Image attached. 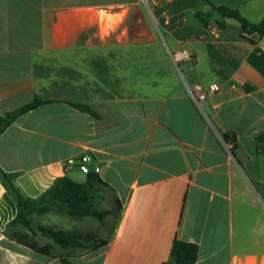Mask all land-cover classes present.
I'll return each mask as SVG.
<instances>
[{"label": "crops", "instance_id": "0c3cea01", "mask_svg": "<svg viewBox=\"0 0 264 264\" xmlns=\"http://www.w3.org/2000/svg\"><path fill=\"white\" fill-rule=\"evenodd\" d=\"M211 4L264 21V0H155L159 30L143 41L125 24L142 20V0H0V115L49 101L0 134V169L36 199L65 175L84 182L62 165L88 155L121 204L105 248L37 236L44 255L10 237L17 205L0 182V264H165L175 239L198 246L195 264H264V40L243 39ZM212 84L201 112L187 87Z\"/></svg>", "mask_w": 264, "mask_h": 264}, {"label": "trees", "instance_id": "16d2710c", "mask_svg": "<svg viewBox=\"0 0 264 264\" xmlns=\"http://www.w3.org/2000/svg\"><path fill=\"white\" fill-rule=\"evenodd\" d=\"M212 12H216L222 19H232L239 23L243 33L242 38L250 43H256L249 35L257 34L264 37V21L251 23L244 19L237 9L226 6H213ZM197 20L203 24H208L211 13L198 12L195 14ZM49 102L39 97H35L29 103L0 115V134L11 126L18 118L27 112L37 109L39 106ZM70 106L88 113L97 118V114L88 106L82 104L68 103ZM226 142L232 143L235 148V138L233 135H224ZM257 151L264 153V132L256 137ZM16 174L5 173L0 169V182L10 194L17 205L15 218L7 224L6 230L10 237L19 244L30 248L38 253L50 255L53 249L50 246H39L36 242L37 236H44L50 239L58 248L64 251L69 250H90L96 252L106 247L108 239L98 237L96 234H81L77 231L52 230L44 227H34L33 218L43 216L55 211L57 214L65 215L77 221L86 219L95 220L99 229L108 227L112 231L116 220L120 216L121 204L114 195L108 207H101L104 201L103 191L113 192L111 187L103 182L94 171L86 174L84 182H76L68 176H63L57 180L38 198L32 199L21 195L14 186L13 179ZM20 226L28 233L16 230ZM98 233V232H97ZM198 256V246L175 239L169 255V260L165 264H195ZM63 264H70L65 258H59Z\"/></svg>", "mask_w": 264, "mask_h": 264}, {"label": "rangeland", "instance_id": "374dc122", "mask_svg": "<svg viewBox=\"0 0 264 264\" xmlns=\"http://www.w3.org/2000/svg\"><path fill=\"white\" fill-rule=\"evenodd\" d=\"M141 17H142V20L140 22L138 21V19H134V20L126 21L125 24L128 28H131V32H133V30H135L136 33L141 32L142 40L144 41V40H148L155 30L157 31L158 24L147 11L143 12ZM109 194L110 193L107 190L103 191V195L105 198H104V201L102 202L101 207L109 206V203H110ZM36 217H37L36 218L37 222L36 224H34V227L43 226L44 228H50L52 230H62V231H66L68 229L71 230L70 225L72 221L74 220L65 215L57 214L55 211H51L48 214H45L43 216H36ZM74 221L75 223H77V229L75 231L80 232L83 235L93 234V236H95L96 234L98 237L103 238L106 235V232L108 230L107 229L108 227H106L105 229L106 231L103 232V235H100V233H97V229H96L97 222L91 218L78 221V222L77 220H74Z\"/></svg>", "mask_w": 264, "mask_h": 264}, {"label": "built area", "instance_id": "2783aa9c", "mask_svg": "<svg viewBox=\"0 0 264 264\" xmlns=\"http://www.w3.org/2000/svg\"><path fill=\"white\" fill-rule=\"evenodd\" d=\"M142 2L143 4L147 6V8H149L150 5L154 4L155 0H142ZM249 38L253 39L256 43L264 40V37H260L257 34L249 35ZM217 91H219V86L217 84L209 85L206 89H202L199 87L197 88V91H193L187 87V92L190 98L192 99L193 103L196 105V107L201 112H203V103L207 99V97H209L210 95H212L213 93ZM224 145H225V148L230 152L232 149V143L227 142ZM89 161H90V157L88 155H85L81 157L79 161L74 160V159H67L66 161L63 162L62 166L65 171H68L71 168L76 167L80 173L85 174V175L89 173L90 171H94L95 173H98L99 168H95L94 170H92L89 167V164H88Z\"/></svg>", "mask_w": 264, "mask_h": 264}, {"label": "water", "instance_id": "95a60500", "mask_svg": "<svg viewBox=\"0 0 264 264\" xmlns=\"http://www.w3.org/2000/svg\"><path fill=\"white\" fill-rule=\"evenodd\" d=\"M144 7L146 8L147 12L151 15L150 10L147 8L145 4H144Z\"/></svg>", "mask_w": 264, "mask_h": 264}]
</instances>
